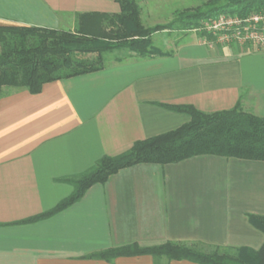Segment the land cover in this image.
Listing matches in <instances>:
<instances>
[{
  "label": "crops",
  "instance_id": "obj_1",
  "mask_svg": "<svg viewBox=\"0 0 264 264\" xmlns=\"http://www.w3.org/2000/svg\"><path fill=\"white\" fill-rule=\"evenodd\" d=\"M150 16L168 0H136ZM115 0H0V27L74 32L78 16L118 14ZM165 31L163 52L134 53L103 70L45 84L39 94L7 90L0 100V264H194L152 256L113 262L86 257L111 248L167 242L258 250L264 234V162L197 156L177 164H140L90 188L48 219L77 177L101 158L191 121L167 106L264 118V51L219 45L200 33ZM157 47V46H156Z\"/></svg>",
  "mask_w": 264,
  "mask_h": 264
},
{
  "label": "trees",
  "instance_id": "obj_2",
  "mask_svg": "<svg viewBox=\"0 0 264 264\" xmlns=\"http://www.w3.org/2000/svg\"><path fill=\"white\" fill-rule=\"evenodd\" d=\"M120 13H87L78 16L74 32L40 27H0V100L8 90H26L39 94L45 84L94 73L106 66L102 56L127 50L140 58L170 55L153 44V36L174 31L178 23L182 32L199 27L209 17L222 13L244 18L264 13V0H208L195 10L177 13L169 25L145 28L135 0H115ZM175 30V31H176ZM210 41L212 35L201 34ZM99 55L98 61L82 56ZM188 114L191 121L168 133L137 141L123 154L105 156L77 177L60 179L74 191L53 209L19 224L36 223L70 208L97 184H105L118 172L140 164H177L197 156L264 162V118L246 113L239 101L231 110L205 113L193 106H167ZM250 224L264 234V216L248 215ZM200 245L167 242L141 247L131 244L87 256V259L113 262L118 258L152 256L194 264H264V244L254 250L240 248H207Z\"/></svg>",
  "mask_w": 264,
  "mask_h": 264
},
{
  "label": "rangeland",
  "instance_id": "obj_3",
  "mask_svg": "<svg viewBox=\"0 0 264 264\" xmlns=\"http://www.w3.org/2000/svg\"><path fill=\"white\" fill-rule=\"evenodd\" d=\"M207 2H208V0H168L165 4L167 6L166 9L161 11L157 16H154V17L149 15L148 9L145 5L140 6L138 4V2H137V4L140 7L141 20H142L144 27L145 28H153V27L158 26V25H169L171 22H173L177 19V17H178L177 13H180V12H183V11L189 10V9L195 10L199 7H203V5H205ZM220 15H229V14L222 13V14H219L216 16L209 17V18L203 20L201 22V24L199 25V27L192 29L190 32H194V30H197V33L208 34V35L210 34L211 35V33H209L208 30L206 29L205 25L210 23V22H213ZM230 16H236V15H230ZM178 25H179L178 23L175 25V28H174L175 30L177 28H179ZM176 31H181V30H176ZM163 32H165V31H163ZM160 33H162V32H160ZM194 33H196V32H194ZM176 35H178L179 37H182V36H185V33L177 32ZM163 41H164L163 35H158V36L154 37L153 44L157 47H162ZM219 45H221V44L219 43ZM231 46H236V47H239V48L244 49V50H248L249 48L258 49L257 47H255L251 44L244 46V47H240L236 44H232ZM258 50H260V49H258ZM130 54H131L130 51L118 50V51H115L113 53L104 54L102 56V58L104 61V65L107 66L111 62L116 61V60H120L121 58H124ZM82 58H85L89 61H95L96 62L100 59V56L99 55H88V56H82ZM202 250L207 251V252L212 251V250L207 249V248H202Z\"/></svg>",
  "mask_w": 264,
  "mask_h": 264
},
{
  "label": "built area",
  "instance_id": "obj_4",
  "mask_svg": "<svg viewBox=\"0 0 264 264\" xmlns=\"http://www.w3.org/2000/svg\"><path fill=\"white\" fill-rule=\"evenodd\" d=\"M205 27L221 44H236L240 47L251 44L264 51V13L252 14L244 18L220 15ZM194 32L197 33V30Z\"/></svg>",
  "mask_w": 264,
  "mask_h": 264
}]
</instances>
